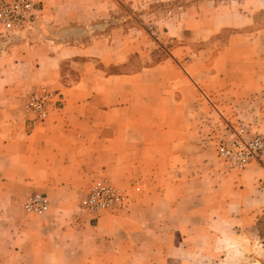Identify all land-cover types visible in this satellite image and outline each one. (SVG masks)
Instances as JSON below:
<instances>
[{
  "label": "crops",
  "instance_id": "0c3cea01",
  "mask_svg": "<svg viewBox=\"0 0 264 264\" xmlns=\"http://www.w3.org/2000/svg\"><path fill=\"white\" fill-rule=\"evenodd\" d=\"M165 1L38 0L35 29L0 39V264H247L258 247L264 162L227 172L216 140L264 134V0L149 11ZM42 83L60 100L44 121L25 101ZM104 177L143 190L83 212ZM34 192L46 213L25 212Z\"/></svg>",
  "mask_w": 264,
  "mask_h": 264
},
{
  "label": "built area",
  "instance_id": "2783aa9c",
  "mask_svg": "<svg viewBox=\"0 0 264 264\" xmlns=\"http://www.w3.org/2000/svg\"><path fill=\"white\" fill-rule=\"evenodd\" d=\"M38 0H0V39L12 43L31 33L39 18ZM27 112L44 121L52 107L60 101L57 93L48 84L33 86L26 95ZM227 135H219L216 151L220 163L227 172L244 170L252 162H264V134L248 125L225 124ZM142 184L133 183L123 187L107 178L94 181L90 190L80 201V209L85 213L99 214L125 207L135 194L141 193ZM28 213L44 214L50 208L47 195L34 192L25 201Z\"/></svg>",
  "mask_w": 264,
  "mask_h": 264
},
{
  "label": "rangeland",
  "instance_id": "374dc122",
  "mask_svg": "<svg viewBox=\"0 0 264 264\" xmlns=\"http://www.w3.org/2000/svg\"><path fill=\"white\" fill-rule=\"evenodd\" d=\"M194 1L196 0H166L165 2H161V4L153 5L151 8H149V11L155 12L157 15H161L160 17H162L164 15L174 13L181 8H185ZM226 1L228 2L229 5L233 6V8H241L239 3H237L238 0H226ZM241 9L243 10V8ZM259 24L264 25V19H260ZM24 210L25 212H27L25 207ZM258 218H259L258 224L260 225V232H259L260 237L257 240L259 241V243H258V247L254 249L251 255L249 256V260L247 264H264V212L260 213Z\"/></svg>",
  "mask_w": 264,
  "mask_h": 264
}]
</instances>
